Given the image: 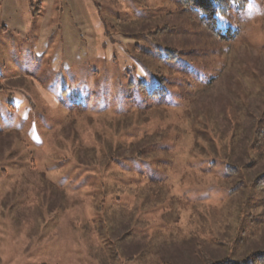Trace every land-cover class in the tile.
Returning <instances> with one entry per match:
<instances>
[{
	"label": "rangeland",
	"instance_id": "obj_1",
	"mask_svg": "<svg viewBox=\"0 0 264 264\" xmlns=\"http://www.w3.org/2000/svg\"><path fill=\"white\" fill-rule=\"evenodd\" d=\"M219 23L232 41L179 0H0V264L264 251V0Z\"/></svg>",
	"mask_w": 264,
	"mask_h": 264
},
{
	"label": "trees",
	"instance_id": "obj_2",
	"mask_svg": "<svg viewBox=\"0 0 264 264\" xmlns=\"http://www.w3.org/2000/svg\"><path fill=\"white\" fill-rule=\"evenodd\" d=\"M249 0H179L184 11L193 12L197 15L200 24L209 33V35L216 41L230 42L238 34L237 29H233L230 26H220L219 20L224 23L228 16L232 13L241 14ZM157 51H160L157 48ZM158 56V62L165 64H178L182 61L180 52L174 48H164ZM159 82L154 85H150V89L146 84H140L142 92H148V95H161L164 94L167 89L163 85V81L159 78ZM252 186L259 190L264 189V172L258 174L252 179ZM238 186V185H237ZM233 187L229 190V195L238 190V187ZM201 264H264V251H254L242 259L231 260L228 257H223L218 260L206 257Z\"/></svg>",
	"mask_w": 264,
	"mask_h": 264
}]
</instances>
